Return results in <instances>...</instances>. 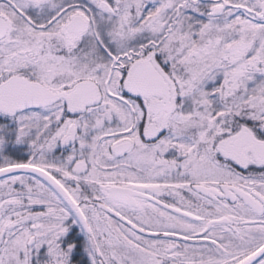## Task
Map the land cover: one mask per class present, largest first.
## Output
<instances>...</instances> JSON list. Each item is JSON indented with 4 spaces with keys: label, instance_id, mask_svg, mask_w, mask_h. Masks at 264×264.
I'll use <instances>...</instances> for the list:
<instances>
[{
    "label": "snow or ice",
    "instance_id": "1",
    "mask_svg": "<svg viewBox=\"0 0 264 264\" xmlns=\"http://www.w3.org/2000/svg\"><path fill=\"white\" fill-rule=\"evenodd\" d=\"M0 264H264V0H0Z\"/></svg>",
    "mask_w": 264,
    "mask_h": 264
}]
</instances>
